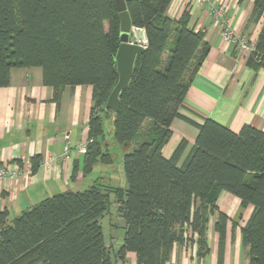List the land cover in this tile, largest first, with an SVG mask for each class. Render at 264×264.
I'll return each instance as SVG.
<instances>
[{
    "label": "trees",
    "instance_id": "1",
    "mask_svg": "<svg viewBox=\"0 0 264 264\" xmlns=\"http://www.w3.org/2000/svg\"><path fill=\"white\" fill-rule=\"evenodd\" d=\"M243 1V0H241ZM172 0H127L133 26L143 28L147 45L136 56L134 74L116 113L107 108L119 74L116 55L120 17L111 0H0V88L14 67L39 66L59 102L65 86L92 85V106L84 171L110 163L104 118L114 114L119 144L137 145L124 155L126 187L95 182L83 190L47 197L16 216L0 210V264H167L176 244L198 243L209 251L208 224L222 190L254 205L243 227L250 264H264V131L244 125L239 132L212 118L198 122L182 109L191 81L209 46L203 30L190 26V12L168 14ZM253 16L264 18V0H254ZM203 45V51L197 52ZM264 22L247 64L264 65ZM176 118L198 128L189 154L182 140L167 158L163 147ZM146 120L152 122L147 135ZM33 169L39 157L32 160ZM125 221L122 243L108 244L101 220L113 200ZM217 230L225 232L220 215Z\"/></svg>",
    "mask_w": 264,
    "mask_h": 264
},
{
    "label": "crops",
    "instance_id": "2",
    "mask_svg": "<svg viewBox=\"0 0 264 264\" xmlns=\"http://www.w3.org/2000/svg\"><path fill=\"white\" fill-rule=\"evenodd\" d=\"M222 1L202 4L199 0H172L169 6L168 14L176 19L188 9L190 26L203 30L204 41L209 46L191 81L182 112L198 122L212 118L235 132L244 125L264 131V67L249 66L247 59L251 52L242 48L239 40L224 39L211 10V5L219 7ZM226 3L224 17L234 32L249 42H256L264 18H254V0H226ZM202 51L203 45L197 55ZM91 106L90 84L65 86L57 102L54 88L44 82L42 67L12 68L9 85L0 88V164L18 175L0 182V210L7 209L10 215L16 216L59 192L83 190L95 182L115 185L112 176H108L111 163L98 161L92 171L86 173L85 154L77 149L88 140ZM111 116L115 117L113 113ZM151 126L152 122L146 120L142 126L145 135ZM171 128L173 133L163 147V154L170 158L185 139L188 145L181 163L194 146L199 130L182 118H176ZM67 139L71 151L65 155ZM36 157L39 162L33 169L32 160ZM49 161L50 166H47ZM102 164L108 168L101 169ZM217 206L208 224L207 255H198L195 235L194 241L174 246L167 264H250L249 247L244 244L242 229L254 205L242 206L238 196L222 190ZM220 215L225 217L223 235L216 228ZM117 241L116 244L113 240L115 247L121 244L119 238ZM136 263L137 254L128 252L123 264Z\"/></svg>",
    "mask_w": 264,
    "mask_h": 264
},
{
    "label": "rangeland",
    "instance_id": "3",
    "mask_svg": "<svg viewBox=\"0 0 264 264\" xmlns=\"http://www.w3.org/2000/svg\"><path fill=\"white\" fill-rule=\"evenodd\" d=\"M215 17V15H214ZM216 21L218 19L215 17ZM219 23V21H218ZM141 33L133 32L134 37H139ZM114 120L113 116L110 117V113L104 118V129L106 136L105 150L108 151L111 156V166H109V174L108 176H112L114 180V184L120 187H124L126 183V175L123 166V158L124 155L128 152H131L136 146V142L140 140H136L130 145H122L119 144L114 135ZM104 166V167H103ZM108 168L106 165H101V169ZM99 169V167H98ZM111 200H113L112 207L110 213L106 214L104 218L101 220L104 234L107 239V243L111 244L118 243V238L120 239V243H122V237L124 236V226L125 221L122 217H120V212L118 210V204L114 199V195L111 196Z\"/></svg>",
    "mask_w": 264,
    "mask_h": 264
},
{
    "label": "water",
    "instance_id": "4",
    "mask_svg": "<svg viewBox=\"0 0 264 264\" xmlns=\"http://www.w3.org/2000/svg\"><path fill=\"white\" fill-rule=\"evenodd\" d=\"M120 17V45L116 55V68L119 74L118 82L112 91L107 108L116 113L120 107V93L125 90L134 74L136 56L143 52L144 47L132 43V20L127 9V0H111Z\"/></svg>",
    "mask_w": 264,
    "mask_h": 264
},
{
    "label": "built area",
    "instance_id": "5",
    "mask_svg": "<svg viewBox=\"0 0 264 264\" xmlns=\"http://www.w3.org/2000/svg\"><path fill=\"white\" fill-rule=\"evenodd\" d=\"M199 1L202 4H211L210 0H199ZM226 8H227L226 0L222 1V3L220 4L219 7H213L211 5L212 13L215 15V17L219 21L221 32H222L224 39L227 41L239 40L242 48L249 50L250 52L253 51L255 49V42H249L247 39L241 38L240 36H238V34H236L234 32L229 21L224 17L225 12H226ZM133 32H139L141 34L139 37H134ZM131 42L138 44L144 48L146 47L147 38H146V34H145V31L143 28L136 27V26L132 27V41ZM263 62H264V58H263ZM263 67H264V65H263ZM87 146H88L87 141H85L83 143H80L77 146V149L81 153L85 154L87 152ZM70 151H71V146H70L69 140L67 139L65 142V146H64V154L67 155V154H69ZM50 163H51L50 161L47 162L46 163L47 166H50ZM17 175H18L17 172L10 170L4 164H0V182L4 181L6 179L16 178Z\"/></svg>",
    "mask_w": 264,
    "mask_h": 264
}]
</instances>
